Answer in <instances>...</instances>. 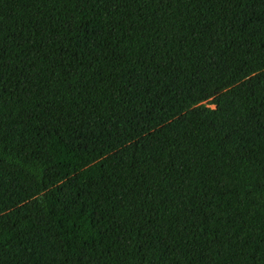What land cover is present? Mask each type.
Instances as JSON below:
<instances>
[{
    "label": "trees",
    "instance_id": "trees-1",
    "mask_svg": "<svg viewBox=\"0 0 264 264\" xmlns=\"http://www.w3.org/2000/svg\"><path fill=\"white\" fill-rule=\"evenodd\" d=\"M0 264H264V0H0Z\"/></svg>",
    "mask_w": 264,
    "mask_h": 264
},
{
    "label": "rangeland",
    "instance_id": "rangeland-1",
    "mask_svg": "<svg viewBox=\"0 0 264 264\" xmlns=\"http://www.w3.org/2000/svg\"><path fill=\"white\" fill-rule=\"evenodd\" d=\"M212 107V106H211Z\"/></svg>",
    "mask_w": 264,
    "mask_h": 264
}]
</instances>
